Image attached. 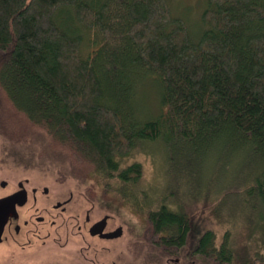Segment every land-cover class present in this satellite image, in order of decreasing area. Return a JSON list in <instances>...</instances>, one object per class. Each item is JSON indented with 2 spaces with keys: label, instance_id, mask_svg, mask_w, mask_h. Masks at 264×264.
<instances>
[{
  "label": "trees",
  "instance_id": "trees-1",
  "mask_svg": "<svg viewBox=\"0 0 264 264\" xmlns=\"http://www.w3.org/2000/svg\"><path fill=\"white\" fill-rule=\"evenodd\" d=\"M200 25L194 36L169 0H0V102L70 165L95 167L105 196L148 207L156 246L231 263L204 213L140 201L142 164L121 165L163 141L166 197L196 203L220 180L217 196L257 202L264 220V0H208ZM145 84L159 92L152 118Z\"/></svg>",
  "mask_w": 264,
  "mask_h": 264
},
{
  "label": "rangeland",
  "instance_id": "rangeland-1",
  "mask_svg": "<svg viewBox=\"0 0 264 264\" xmlns=\"http://www.w3.org/2000/svg\"><path fill=\"white\" fill-rule=\"evenodd\" d=\"M207 1L169 0V3L173 15L183 18L192 34L197 36ZM141 92L138 101L141 114L143 116L144 112L146 117L152 118L160 112L159 92L147 84L143 85ZM0 104V125L4 126L0 129V181L6 180L9 184L5 189L0 187V194L9 192L20 179L27 178L31 181L26 185L30 190L33 186L49 187L54 214L61 213L54 210V204L73 195V202L67 206V219L84 223L87 211L92 210L91 222L111 214L108 229L123 225L125 231L122 238L106 241L69 235L67 232L74 228H69L67 223L66 231L59 230L50 239H35L32 247L25 251L20 248L26 242L25 238L19 245H1L0 264H264V220L256 207L257 202H246L235 194H227V191L224 196H217L220 190L216 187L224 186L220 180L196 203L165 196L168 189L165 142L139 143L130 156L121 160L123 168L134 162L143 166V178L135 187L143 198L139 200L143 201L146 193L160 195L156 199L168 206L181 201V206L189 212L198 210L204 213V219L215 232V245L220 247L227 241V247L233 250L231 263L191 252V248L170 251L156 246L149 230L148 207L133 205L123 194L122 197L115 196L112 190L105 196L101 181L95 176V167L81 164L73 167L59 148L48 144L43 131L21 118L5 97ZM112 183L125 189L126 185L118 179ZM252 204L256 208L254 211L251 210ZM43 240L46 242L42 243Z\"/></svg>",
  "mask_w": 264,
  "mask_h": 264
},
{
  "label": "water",
  "instance_id": "water-1",
  "mask_svg": "<svg viewBox=\"0 0 264 264\" xmlns=\"http://www.w3.org/2000/svg\"><path fill=\"white\" fill-rule=\"evenodd\" d=\"M30 179L24 178L18 181V184L9 192L2 194L0 197V246L8 245L12 246L14 244L19 245L22 241V238L26 239V242L20 247L23 251L32 247V243L35 242V239H45L43 237L37 238L31 236V232L36 229V222L29 219V215H24V210L29 205L28 203L31 201L33 196L32 189L37 187L39 189V198L40 197H48L50 201L51 190L49 187L45 186L43 188L39 186H33L30 190L26 185L30 183ZM2 187H7L8 182L3 180ZM74 200L73 195L69 198L59 201L54 204V210L64 213V217L66 219V225L68 223L69 227L74 228V234H70L72 236H89L90 238H100L101 240L106 241H114L120 239L124 236V226H118L114 229L109 230L108 226L110 225V221L112 219L111 214H105L100 219L91 222V211L88 210L85 215L84 223L80 220L79 222L73 221V218H66V210L67 206L70 205ZM64 207H61L64 205ZM28 205V206H27ZM27 206V207H26ZM61 207V208H56ZM50 210H51V201H50ZM50 216L48 219H56L57 222H60V219L57 217L58 214H54L50 211ZM29 219V220H27ZM28 221V224L26 222ZM82 223V224H80ZM79 225L82 227L81 232L79 231ZM77 233V234H76ZM51 238V237H50ZM48 238V239H50ZM60 240V239H59ZM46 242L43 240L42 243ZM67 244V243H66ZM65 244V245H66Z\"/></svg>",
  "mask_w": 264,
  "mask_h": 264
},
{
  "label": "flooded vegetation",
  "instance_id": "flooded-vegetation-1",
  "mask_svg": "<svg viewBox=\"0 0 264 264\" xmlns=\"http://www.w3.org/2000/svg\"><path fill=\"white\" fill-rule=\"evenodd\" d=\"M2 181L3 180L0 181V187L3 189L7 188L9 184L7 187L4 188L1 185ZM32 194L33 196L31 198V201L28 203L29 206L27 205L28 207L26 206L27 208H25L24 210V215H29V219L32 220L33 222L35 221L36 222L35 224H37L36 229L33 230L30 235L33 237L37 236V238L43 237L45 239H48L53 235V233L58 234L59 230L66 231V219L63 215L64 213L61 212L57 215V217L60 219V222H57L56 219H48L50 216H52L50 215L51 210H50L49 199H45L44 197L39 198L40 194H39V189L37 187H34L32 189ZM0 197H2L1 194H0ZM64 206L65 204L62 205L61 207H64ZM61 207H56V208H61ZM26 224L29 225L28 221L26 222ZM79 228H80L79 231L81 232L82 227H80V225H79ZM67 233L69 235L74 234L75 230L70 229ZM217 248L220 249L221 246ZM177 262L179 261L177 260Z\"/></svg>",
  "mask_w": 264,
  "mask_h": 264
}]
</instances>
